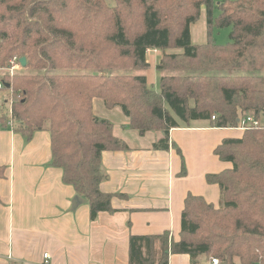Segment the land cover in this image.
I'll return each instance as SVG.
<instances>
[{
  "label": "trees",
  "instance_id": "obj_1",
  "mask_svg": "<svg viewBox=\"0 0 264 264\" xmlns=\"http://www.w3.org/2000/svg\"><path fill=\"white\" fill-rule=\"evenodd\" d=\"M202 10L207 41L194 45L190 30ZM217 10L214 17L213 0H0V69L24 57L31 73L0 81L11 92L12 126L26 139L49 133L51 166L88 203L90 221L114 212L112 196L99 190L102 152L127 150L112 124L93 115L95 99L118 108L138 135L160 132L152 148L161 151L178 122L237 129V120L264 113V79L248 74L264 70V0L223 1ZM213 28H230L226 45L213 41ZM152 50L161 53L156 90L144 74ZM71 70L93 72H56ZM131 70L143 74L120 73ZM213 153L232 166L205 176L219 188L218 208L188 194L179 240L130 236L128 264H168L169 254L264 264V127L224 139Z\"/></svg>",
  "mask_w": 264,
  "mask_h": 264
},
{
  "label": "crops",
  "instance_id": "obj_2",
  "mask_svg": "<svg viewBox=\"0 0 264 264\" xmlns=\"http://www.w3.org/2000/svg\"><path fill=\"white\" fill-rule=\"evenodd\" d=\"M192 27V44L206 43L207 37L202 39L200 31L194 35ZM160 54H147L150 71L145 76L153 90L160 76L155 71ZM114 120L113 136L127 150L102 152L105 179L99 185L101 193L112 196L114 212H101L90 221L88 203L73 208L78 195L62 182L61 169L51 166L49 133L35 131L26 139L9 119L0 117V166L5 168L0 179V264H128L130 236L168 232L170 239L179 240L188 194L218 207L219 188L207 184L205 176L232 166L213 151L224 139L241 138L243 131L212 128L208 121L178 122L169 131V149L161 151L152 148L162 138L160 132L140 136L127 119L122 126L119 114ZM209 263L205 255L193 263L187 255L168 257V264Z\"/></svg>",
  "mask_w": 264,
  "mask_h": 264
},
{
  "label": "rangeland",
  "instance_id": "obj_3",
  "mask_svg": "<svg viewBox=\"0 0 264 264\" xmlns=\"http://www.w3.org/2000/svg\"><path fill=\"white\" fill-rule=\"evenodd\" d=\"M223 1H237V0H213V4H214L213 15H214V17H216L218 15L217 6ZM104 2L108 7L115 6V0H104ZM201 14H202V16L200 15L201 19L199 18V20L195 23L196 25L193 24V25H195V27L193 28L192 27L193 25L191 27L193 28V30H192L193 34L196 35L200 31V33H201L200 35H202V39H203V37H205V38L207 37V34L205 32L206 18H205V12L203 10H202ZM229 33H230V28H223V29L213 28L211 35H212L213 41L217 45L224 46L229 42ZM194 35H193V40L195 41ZM191 39H192V36H191ZM196 45H202V44H196ZM166 53L167 54H180L181 51L171 49V50H167ZM151 54H156V53H151ZM160 56H161V54H160ZM14 58L16 61H13ZM159 59H160V57H159ZM159 59H158L157 63L159 62ZM12 62H14L15 64L19 63V58L13 57L11 59V61L9 62L7 67L0 69V81L3 80V78L5 76L11 77L13 75H22L24 73L31 74V73H29V71L27 72V71L23 70V68L18 65V69H16V71H14L13 75H10L9 72H10ZM56 72L62 73V74H82V73H92L93 71H91V70H86V71L71 70V71H56ZM56 72H52L50 74H55ZM116 73H118V72H113L112 74H116ZM120 73L143 74V72H141V71H132V70L120 72ZM173 73H176V72H173ZM234 73L240 74L241 72H234ZM144 74H145V72H144ZM248 74L259 76V77H262L264 79V70L261 72L248 73ZM156 75L159 76L157 73H156ZM10 110H11V92L2 87L0 89V117L2 118L4 116L6 119L10 120V118H11ZM120 112L121 111L119 109H115L114 111H108L107 109L104 108L102 101L99 99H95L93 101V115L95 117L109 121V122L113 123L114 125H116L117 123L114 119H117V115L119 114L120 118L122 119V122H125V123L121 122L123 124L122 126H124V125L127 126V121ZM259 123H260L261 127H264V113L261 115V117L259 119ZM122 129H124V128H122ZM117 130L120 131V129H117ZM152 135H154V133H152ZM214 208H216V207H214ZM234 262H235V264H239V261L237 259H234Z\"/></svg>",
  "mask_w": 264,
  "mask_h": 264
},
{
  "label": "built area",
  "instance_id": "obj_4",
  "mask_svg": "<svg viewBox=\"0 0 264 264\" xmlns=\"http://www.w3.org/2000/svg\"><path fill=\"white\" fill-rule=\"evenodd\" d=\"M13 61H16L15 58ZM18 65L20 66L19 63L15 64L14 62H12L10 72L8 71L10 75H13L14 71H16V69H18ZM1 88H2V84L0 83V89ZM214 119H215L214 117L211 118V120H214ZM249 127L257 128V127H261V126H260V123L258 120H256L253 116L248 115L239 121V128H237V129L244 131ZM43 258L46 260L48 258V255L44 254ZM44 264H47V261H45ZM209 264H219V261L215 258H211Z\"/></svg>",
  "mask_w": 264,
  "mask_h": 264
},
{
  "label": "water",
  "instance_id": "obj_5",
  "mask_svg": "<svg viewBox=\"0 0 264 264\" xmlns=\"http://www.w3.org/2000/svg\"><path fill=\"white\" fill-rule=\"evenodd\" d=\"M19 64L22 68H24L26 66V59L24 57L19 59ZM8 87V86H6ZM237 122H239V120H237ZM85 200L79 196H76L73 200V208L77 207L78 205L84 203Z\"/></svg>",
  "mask_w": 264,
  "mask_h": 264
}]
</instances>
